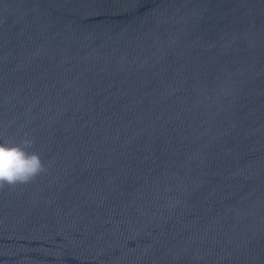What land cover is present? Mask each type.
<instances>
[{"label": "water", "instance_id": "95a60500", "mask_svg": "<svg viewBox=\"0 0 264 264\" xmlns=\"http://www.w3.org/2000/svg\"><path fill=\"white\" fill-rule=\"evenodd\" d=\"M0 264H264V0H0Z\"/></svg>", "mask_w": 264, "mask_h": 264}, {"label": "clouds", "instance_id": "9594fccd", "mask_svg": "<svg viewBox=\"0 0 264 264\" xmlns=\"http://www.w3.org/2000/svg\"><path fill=\"white\" fill-rule=\"evenodd\" d=\"M3 136L0 135V140ZM34 140L27 132L19 142H0V190L5 186L16 187L35 181L47 171L41 156L34 151Z\"/></svg>", "mask_w": 264, "mask_h": 264}]
</instances>
